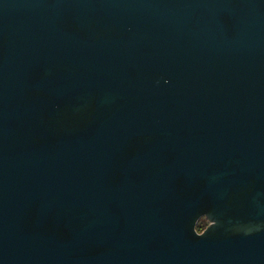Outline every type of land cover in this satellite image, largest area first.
I'll return each mask as SVG.
<instances>
[{
	"label": "water",
	"instance_id": "obj_1",
	"mask_svg": "<svg viewBox=\"0 0 264 264\" xmlns=\"http://www.w3.org/2000/svg\"><path fill=\"white\" fill-rule=\"evenodd\" d=\"M0 264H264V0H0Z\"/></svg>",
	"mask_w": 264,
	"mask_h": 264
},
{
	"label": "trees",
	"instance_id": "obj_2",
	"mask_svg": "<svg viewBox=\"0 0 264 264\" xmlns=\"http://www.w3.org/2000/svg\"><path fill=\"white\" fill-rule=\"evenodd\" d=\"M207 224H208V222H207L206 218L203 217V218H201L200 221L198 222V224H197V229H198L199 231H202V230L206 227Z\"/></svg>",
	"mask_w": 264,
	"mask_h": 264
}]
</instances>
